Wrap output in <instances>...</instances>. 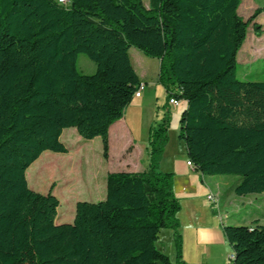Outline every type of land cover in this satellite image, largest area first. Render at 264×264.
Returning <instances> with one entry per match:
<instances>
[{"label": "trees", "instance_id": "obj_1", "mask_svg": "<svg viewBox=\"0 0 264 264\" xmlns=\"http://www.w3.org/2000/svg\"><path fill=\"white\" fill-rule=\"evenodd\" d=\"M240 3L0 0V264H173L156 245L164 228L174 231L180 264L181 204L174 173L160 170L169 109L150 127L148 167L107 173L104 198L78 200L72 222L56 223L52 188L35 191L26 179L44 151H69L60 140L66 128L84 140L99 136L107 156L108 128L140 88L130 47L160 59L167 102L186 101L178 137L193 168L237 175L235 195L264 192V81L237 76ZM80 53L94 73L78 70ZM255 215L250 223L222 219L233 264H264Z\"/></svg>", "mask_w": 264, "mask_h": 264}, {"label": "rangeland", "instance_id": "obj_2", "mask_svg": "<svg viewBox=\"0 0 264 264\" xmlns=\"http://www.w3.org/2000/svg\"><path fill=\"white\" fill-rule=\"evenodd\" d=\"M142 2L146 7L149 6V0H142ZM257 10L259 12L255 14ZM237 13L238 33H240L241 25L246 24L245 38L236 57L237 76L249 80L264 81V50L261 51L263 55L254 50L261 44L264 49V0H241ZM133 49L137 50L135 47ZM132 57L134 59V56ZM77 68L81 73L91 74L95 72L96 65L85 54L80 53L77 58ZM142 93L143 97L136 98V95L133 97L132 107L128 108L126 112V115L129 114L128 123L131 129V138L134 140L133 155L138 158L147 156L150 127L160 123L166 109H169L168 142L164 149L160 170L170 168L172 161H175L176 167L185 166L187 159L185 144L178 137L181 107L175 108L176 105L168 104L163 86L156 95H150L146 91ZM60 140L68 147L69 152L44 151L43 153L50 154L42 153L40 159L38 158L39 160L37 159L27 168L26 179L27 181L29 179L28 186L38 192L46 193L50 188H53V194L59 200L55 221L58 217H67L63 222H71L75 212V202L103 199L106 193V176L103 177L105 172L120 171V167L111 168L115 161L107 158L108 151L107 156H103L102 140L99 136L91 140H84L74 127H70L63 130ZM127 146H129V142H127ZM126 147L123 145L115 147L113 158H118ZM131 150L130 146L127 151ZM52 155L58 156L53 157ZM91 172L97 175L98 190L95 192L89 190L86 184L87 177L91 175ZM215 177L216 182L222 183L218 191L220 190V197L224 200L236 182L233 178L238 176L215 175ZM224 177L226 180H223ZM195 179L197 184L204 185L201 175H196ZM225 212L228 214L226 221L230 224L246 222L245 220H248V215L251 212L258 213L261 223L264 224V192L227 203Z\"/></svg>", "mask_w": 264, "mask_h": 264}, {"label": "crops", "instance_id": "obj_3", "mask_svg": "<svg viewBox=\"0 0 264 264\" xmlns=\"http://www.w3.org/2000/svg\"><path fill=\"white\" fill-rule=\"evenodd\" d=\"M133 48L134 47H130L129 49L130 62L140 81L145 83L143 91H146L150 95H156L157 92L162 90V85L158 82L160 59L146 56L141 50H135ZM254 50L261 52L264 49L261 44L259 48H255ZM260 54L263 55L262 52ZM132 56H134L135 60ZM140 97H143V93ZM132 101L125 108L123 116L114 121L108 128L109 149L107 158L115 161L114 165H111V168L120 167V171L140 172L148 167V150L145 158H138L133 155L134 140L131 138V129L128 123L129 114L126 115L128 108L132 107ZM185 106L186 101L179 100L178 104L174 107H181L180 109L183 110ZM127 142H129V146L126 147ZM122 145L126 147L124 152L118 158L114 159L113 152L115 147H120ZM130 146L132 150L128 152L127 149ZM41 156L38 158L40 159ZM52 156L57 157L58 155ZM161 161H163V156ZM163 171H171L174 173L173 189L181 204L180 211L178 212V219L180 222L179 233L182 238V257L180 264H226L228 261V254L229 259L232 255L231 247L221 227L222 219L228 218V214L225 212L226 204L241 200L252 194L238 196L235 195L233 191H230L226 199L224 198V200H222V197H220V190L218 191L222 183L216 182L215 175H203L194 168L189 167L187 163L183 167H176L175 161H172L170 168L163 169ZM108 172L112 171L105 172L103 177H105ZM196 175L202 176L204 185L200 183L197 184L195 179ZM96 178L97 175L91 172V175L87 177L88 182L86 183L87 188L91 191L94 190V192L98 190ZM233 179L237 181L238 177H234ZM223 180H226V177H224ZM27 182L29 183V179ZM213 192L215 193L213 194ZM207 196L210 199H214V202L212 200L209 201ZM215 202L216 205H214ZM255 217L256 215L254 216V213H249L246 223H250ZM66 219L67 217H58L56 223H64L63 221ZM156 245L168 256L171 263H176L174 231L172 229H162L158 235Z\"/></svg>", "mask_w": 264, "mask_h": 264}, {"label": "built area", "instance_id": "obj_4", "mask_svg": "<svg viewBox=\"0 0 264 264\" xmlns=\"http://www.w3.org/2000/svg\"><path fill=\"white\" fill-rule=\"evenodd\" d=\"M58 3L67 6L69 4V0H57ZM145 88V83L144 82H140V88L136 89V97H140L142 95V92ZM179 102V100L175 99L174 97L170 98L168 101L169 105H177ZM187 165L191 168H193V164L187 160ZM207 199L210 200V198L207 196ZM226 264H230V260H229V254H228V261Z\"/></svg>", "mask_w": 264, "mask_h": 264}, {"label": "bare ground", "instance_id": "obj_5", "mask_svg": "<svg viewBox=\"0 0 264 264\" xmlns=\"http://www.w3.org/2000/svg\"><path fill=\"white\" fill-rule=\"evenodd\" d=\"M232 259H233V254L230 256V259H229L230 260V264H233L232 263Z\"/></svg>", "mask_w": 264, "mask_h": 264}]
</instances>
